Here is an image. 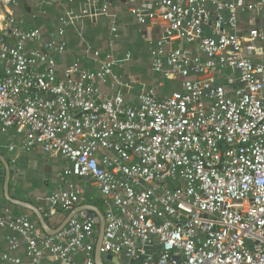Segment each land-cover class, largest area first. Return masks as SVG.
Here are the masks:
<instances>
[{
    "label": "built area",
    "instance_id": "built-area-1",
    "mask_svg": "<svg viewBox=\"0 0 264 264\" xmlns=\"http://www.w3.org/2000/svg\"><path fill=\"white\" fill-rule=\"evenodd\" d=\"M124 1L139 23L160 30L152 71L182 79L181 91L160 97L141 83L137 104L105 94L110 79L112 88L128 85L114 73V53L102 58L89 45L86 56L99 69L75 63L59 75L66 28L114 18L107 0L68 11L60 40L12 26L17 0H1L0 31L15 39L0 46L1 131L24 133L9 150L41 149L70 163L41 213L49 219L77 209L86 192L69 180H90L103 196L104 264L109 256L117 264H264V64L253 61L264 35L238 32V14L264 12V0ZM117 39L113 19L111 47ZM0 228L27 244V260L6 253L0 264H96L91 218L50 236L0 194ZM7 240L9 250L20 248L18 238Z\"/></svg>",
    "mask_w": 264,
    "mask_h": 264
},
{
    "label": "crops",
    "instance_id": "crops-1",
    "mask_svg": "<svg viewBox=\"0 0 264 264\" xmlns=\"http://www.w3.org/2000/svg\"><path fill=\"white\" fill-rule=\"evenodd\" d=\"M85 0H17L13 6L14 17L12 26L27 31L36 30L43 34L46 40H60L58 36L62 27L61 19L68 11H78L79 5ZM111 3L110 14L114 17H101L98 20L78 22L66 28L65 36L62 38L67 44L66 52L57 55V71L59 75L74 65L80 66L88 71L95 72L99 65L93 59L86 56V49L89 45L93 51L101 53L102 58L110 52L114 53L119 66L114 73L120 76L123 83L128 88L111 86L110 83L102 86V91L108 95L122 94L124 98L132 104H137L141 92V83L150 88H159L158 95L167 97L175 91H181L182 79L168 80L169 83H176L174 90L160 81V77L152 71L151 48L161 36V32L151 23H139L131 14L129 5L124 0H107ZM258 0H246L247 4H253ZM0 11L2 9L0 8ZM116 22L118 39L114 45L110 46L112 36V21ZM238 32L249 37L251 33L257 32L264 35V12H247L238 14ZM82 34V37L79 35ZM206 36V35H205ZM15 44V39L9 31H0V46L2 43ZM182 49H192L195 45L177 44ZM29 48L36 45L29 44ZM256 53L253 61L264 64V40L255 41ZM223 83V81H222ZM178 89V90H177ZM24 139V133H19L16 129L3 134L0 124V157L9 165L11 170L10 196L11 198L31 204L39 210L47 208L45 198L52 192L58 191L63 182L58 179L70 163L60 155L47 154L41 149H32L27 152L10 151V146H20ZM6 179V168L0 161V194L5 207L12 210L17 215H27L31 221L39 225L37 216L30 210L15 206L8 202L4 196V184ZM70 182L77 184L86 192L85 202L80 205H91L102 212L103 196L97 187L90 180L70 179ZM78 208V207H77ZM105 211V210H104ZM41 212V211H40ZM70 214V213H69ZM60 214L54 218L46 219V222L53 229H57L69 215ZM104 214V212H103ZM8 237L18 238L20 248L9 250ZM8 253L12 257L27 260V244L18 235L8 228H0V256ZM8 264V263H1ZM46 264V263H45Z\"/></svg>",
    "mask_w": 264,
    "mask_h": 264
},
{
    "label": "water",
    "instance_id": "water-1",
    "mask_svg": "<svg viewBox=\"0 0 264 264\" xmlns=\"http://www.w3.org/2000/svg\"><path fill=\"white\" fill-rule=\"evenodd\" d=\"M0 161H2V163L4 164L6 168V179H5L6 181L4 184V196L6 200L15 206L25 208V209L32 211L37 216L41 229H43V231L47 235L56 236L60 234L73 219L80 220L82 216L93 219L94 222L96 223V227L98 230V233H97L98 241H97L96 252H95V261H96V264H104L101 250H102V242H103L104 231H105V216L100 209H98L95 206H91V205H83L81 207H78L66 217L65 221L57 229H53L52 227L48 225L43 214L40 212V210L37 207L11 198L10 191H9L11 170H10L8 163L2 157H0ZM108 260L112 261L111 264H117V261L114 260L113 257L111 256L108 257Z\"/></svg>",
    "mask_w": 264,
    "mask_h": 264
},
{
    "label": "rangeland",
    "instance_id": "rangeland-1",
    "mask_svg": "<svg viewBox=\"0 0 264 264\" xmlns=\"http://www.w3.org/2000/svg\"><path fill=\"white\" fill-rule=\"evenodd\" d=\"M2 5V2H1V0H0V6ZM0 15H3V13L0 11ZM155 77H160V81H163V82H165L168 86H169V88L171 89V90H174L175 88H177L176 86V83H169V82H167V79L165 78V77H162V76H160V75H156ZM178 90V89H177ZM102 210H103V212H104V209L103 208H101Z\"/></svg>",
    "mask_w": 264,
    "mask_h": 264
},
{
    "label": "bare ground",
    "instance_id": "bare-ground-1",
    "mask_svg": "<svg viewBox=\"0 0 264 264\" xmlns=\"http://www.w3.org/2000/svg\"><path fill=\"white\" fill-rule=\"evenodd\" d=\"M3 19V17H2V15H0V20H2Z\"/></svg>",
    "mask_w": 264,
    "mask_h": 264
}]
</instances>
